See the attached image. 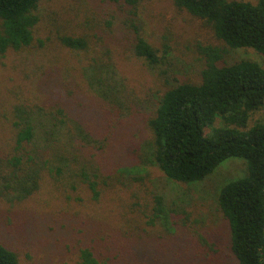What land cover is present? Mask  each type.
I'll return each mask as SVG.
<instances>
[{
	"label": "rangeland",
	"instance_id": "374dc122",
	"mask_svg": "<svg viewBox=\"0 0 264 264\" xmlns=\"http://www.w3.org/2000/svg\"><path fill=\"white\" fill-rule=\"evenodd\" d=\"M129 10L109 0H40L35 43L0 56V151L9 148L19 105L35 109L61 101L72 104L71 116L79 122L100 124L96 116H103L102 98L91 89L87 68L92 59L101 58L111 65L106 74L125 106L121 120H102L104 128L99 125L98 130L106 137L109 126L108 141L117 145V153L104 142L102 151L89 159L105 172L114 168L147 175L143 184H120L113 177L98 200L85 186L78 191L57 186L46 175L28 197L5 189L0 241L19 252L20 264H77L78 251L86 244L101 250L108 264H237L217 193L223 182L244 174L245 162L229 159L207 179L187 184L143 161L145 144L152 139L147 117L154 114L159 96L169 83L201 80L199 46L225 44L210 24L178 9L174 0H141L137 13L144 37L156 47L164 40L171 46L174 68L165 80L134 54L133 32L124 24ZM86 35L87 51H74L60 40ZM241 60L264 63L263 55L251 48L230 49L221 62ZM263 117L264 110L257 112L249 125ZM153 192L163 196L172 224L149 222L146 204Z\"/></svg>",
	"mask_w": 264,
	"mask_h": 264
},
{
	"label": "trees",
	"instance_id": "16d2710c",
	"mask_svg": "<svg viewBox=\"0 0 264 264\" xmlns=\"http://www.w3.org/2000/svg\"><path fill=\"white\" fill-rule=\"evenodd\" d=\"M109 1L129 7L124 24L133 32L134 54L150 72L167 80L174 68L171 46L164 40L156 47L144 37L137 13L141 0ZM39 2L0 0V56L35 43ZM174 4L210 24L225 46H199V60L204 61L201 80L169 83L159 96L154 114L147 117L152 139L145 144L143 161L155 164L173 181L193 184L212 176L229 159L243 160L246 171L220 185L217 202L229 227L237 264H264V117L249 125L264 110V63L221 62L230 49L251 48L264 57V0H174ZM60 40L74 51L90 49L87 35L62 36ZM109 67L101 58H94L87 68L90 87L102 98L99 109L103 116H96L100 124L79 122L71 116L72 104L62 105L61 101L53 107H16L9 148L0 151V196L5 189H13L28 197L43 175L57 186L68 185L75 191L85 186L93 200L100 198L102 187L110 185L113 177L120 184L146 182L147 175L114 168L105 172L89 159L106 143L117 153V145L110 143L109 126L106 137L98 133L99 125L104 128L102 120H121L120 109L125 106L106 74ZM218 121L223 125H217ZM152 194L146 204L151 211L149 222L172 224L163 196ZM78 252L77 264H108L93 245H83ZM18 253L0 241V264H20Z\"/></svg>",
	"mask_w": 264,
	"mask_h": 264
}]
</instances>
